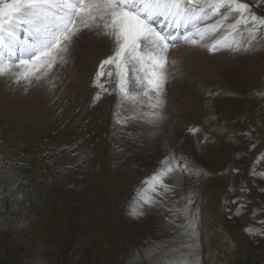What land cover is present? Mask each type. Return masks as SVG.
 Segmentation results:
<instances>
[{
  "label": "rangeland",
  "instance_id": "374dc122",
  "mask_svg": "<svg viewBox=\"0 0 264 264\" xmlns=\"http://www.w3.org/2000/svg\"><path fill=\"white\" fill-rule=\"evenodd\" d=\"M243 2L264 16V0ZM203 51L218 54L230 79L206 70L192 80L193 102L166 84L159 129L114 122V113L123 119L136 112L93 86L99 62L112 52L98 60L86 89L69 93L49 117L0 111V264H163L165 257H187L177 227L184 209L197 217L199 264H264V39L249 51ZM102 71L100 83L111 92L115 76L107 73L115 68ZM165 157L176 161L164 179L170 191L133 217L136 190Z\"/></svg>",
  "mask_w": 264,
  "mask_h": 264
},
{
  "label": "snow or ice",
  "instance_id": "6c2138e0",
  "mask_svg": "<svg viewBox=\"0 0 264 264\" xmlns=\"http://www.w3.org/2000/svg\"><path fill=\"white\" fill-rule=\"evenodd\" d=\"M262 30L264 16H257L243 0H0V77L17 85L35 82L53 93L70 48L85 32H94L107 40L112 54L99 62L93 86L115 93L121 106L135 109L145 99L147 103V111L130 117L121 119L114 113V122L159 125L165 119L168 68L178 63L170 54L178 44L208 53L249 51L264 39ZM106 65L115 68L107 73L115 76L111 92L100 83ZM100 98L98 91L93 99ZM169 159L165 157L161 167L141 182L144 187L136 190L130 205L133 217L144 215L145 206L151 208L158 203L156 197L170 191L164 179L176 161ZM183 215L185 223L177 227L182 228L181 247L191 259L183 254L165 257L163 264H199L197 217L187 209Z\"/></svg>",
  "mask_w": 264,
  "mask_h": 264
},
{
  "label": "bare ground",
  "instance_id": "6f19581e",
  "mask_svg": "<svg viewBox=\"0 0 264 264\" xmlns=\"http://www.w3.org/2000/svg\"><path fill=\"white\" fill-rule=\"evenodd\" d=\"M111 52L110 45L105 38L98 37L94 32H85L70 48L68 63L58 69L59 79L53 93H47L35 82L32 86H27L24 82L17 85L0 77V111L11 117L19 116L20 118L22 116L26 120L39 116L49 117L53 109L69 101L66 99L69 93L76 89H86L87 79L92 74L98 60ZM170 59H176L178 63L175 67L168 68L170 75L167 89L180 98L187 100L190 97V102L197 99L192 90L194 89L192 80L197 81L199 78L196 77H200L206 70H218L221 71L222 76L225 74L228 77L229 72L219 60L218 54L209 55L202 49L191 50L187 46L178 45L172 50ZM25 87H28L27 92L24 91ZM77 95L73 94V96ZM205 105L208 107L207 103ZM132 110L136 113L141 110L147 111L146 99L144 104ZM162 122L159 125L150 126L152 129H159ZM213 130L218 134H223L226 129L224 126L215 125Z\"/></svg>",
  "mask_w": 264,
  "mask_h": 264
}]
</instances>
